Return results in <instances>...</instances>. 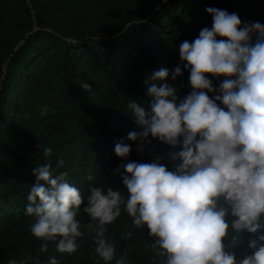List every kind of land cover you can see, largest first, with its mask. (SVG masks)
<instances>
[{
	"label": "trees",
	"instance_id": "1",
	"mask_svg": "<svg viewBox=\"0 0 264 264\" xmlns=\"http://www.w3.org/2000/svg\"><path fill=\"white\" fill-rule=\"evenodd\" d=\"M207 8L238 14L241 26L264 25V0H0V264L29 256L26 264H49L51 257L59 264H105L95 253L92 234L83 227L86 234L78 238L79 250L71 255L32 235L36 218L25 211L35 183L33 169L46 162L42 150L51 147L53 174L67 172L84 197L90 186H97L118 189L125 198L129 194L121 179L124 169L114 174L120 165L152 163L160 156V163L174 170L180 161L168 154L180 151L181 145L172 148L149 136L151 144L145 142L138 153L139 141L127 140V134L140 129L126 106L130 100L146 104L145 81L160 68L169 71L163 83L179 98L192 91L178 48L182 41L198 37L202 28H211ZM178 65L182 74L172 79ZM205 75L217 89L225 79ZM207 94L214 99L219 93ZM121 139L131 145L127 158L114 152ZM60 159L64 164L57 167ZM83 207L76 217L82 225L90 222ZM233 219L226 216L229 230L223 242L238 264L252 255L247 241L257 234L244 230L238 236L242 243L229 246L237 235ZM106 227L116 247L108 264H116L125 253L127 264H164L165 257L151 246L155 238L150 230L146 225L135 228L123 209ZM127 232L132 237L122 240ZM43 243L48 244L47 252L39 251Z\"/></svg>",
	"mask_w": 264,
	"mask_h": 264
},
{
	"label": "clouds",
	"instance_id": "2",
	"mask_svg": "<svg viewBox=\"0 0 264 264\" xmlns=\"http://www.w3.org/2000/svg\"><path fill=\"white\" fill-rule=\"evenodd\" d=\"M206 11L212 16L211 28H202L198 37L182 41L178 48L180 62L190 72L192 91L179 98L163 83L169 71L160 68L145 81L146 104L130 100L126 106L140 129L127 134V140L139 141L137 152L144 151L145 142L151 144V136L172 148L181 145L180 151L168 154L180 163L169 171L160 156L152 163L130 161L114 170L116 174L124 169L121 179L127 198L118 189L97 186H90L84 197L67 172L53 174L52 148L44 147L46 162L33 169L35 183L29 188L25 211L36 218L31 225L34 237L54 242L57 251L71 255L79 250L78 238L86 234L80 230L83 227L92 234L95 253L108 264L116 247L106 226L123 209L135 228L146 225L150 230L149 236L155 238L151 246L165 257L164 264H237L223 242L230 214L237 235L229 246L242 243L238 236L244 230L257 234L247 241L252 255L238 264H264V25L241 26L236 13ZM206 73L225 77L218 89ZM181 74L178 65L172 79ZM208 92L219 94L211 99ZM131 150L123 139L115 143L120 158H127ZM63 164L57 160V167ZM81 205L90 217L84 225L76 219ZM132 235L123 233L121 239ZM39 251L47 252L48 244H41ZM30 259H10L8 264H26ZM49 264L59 262L51 257ZM116 264H127V253Z\"/></svg>",
	"mask_w": 264,
	"mask_h": 264
}]
</instances>
